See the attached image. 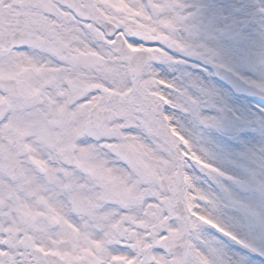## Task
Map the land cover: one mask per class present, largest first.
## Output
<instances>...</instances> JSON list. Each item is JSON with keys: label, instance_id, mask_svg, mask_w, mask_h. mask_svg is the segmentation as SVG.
Wrapping results in <instances>:
<instances>
[{"label": "snow or ice", "instance_id": "obj_1", "mask_svg": "<svg viewBox=\"0 0 264 264\" xmlns=\"http://www.w3.org/2000/svg\"><path fill=\"white\" fill-rule=\"evenodd\" d=\"M0 264H264V0H0Z\"/></svg>", "mask_w": 264, "mask_h": 264}]
</instances>
